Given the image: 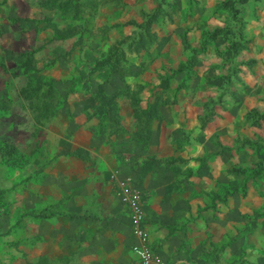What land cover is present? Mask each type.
<instances>
[{"label": "rangeland", "instance_id": "obj_1", "mask_svg": "<svg viewBox=\"0 0 264 264\" xmlns=\"http://www.w3.org/2000/svg\"><path fill=\"white\" fill-rule=\"evenodd\" d=\"M58 31L74 35L58 39ZM97 76L103 84L92 93L81 85ZM67 82V95L80 86L95 109L105 95L119 98V110L145 106L155 91L168 105L190 89L215 147L203 159L223 153L229 181L199 198L197 218L187 219L199 226L181 238L179 264H264V0H0V264H65L28 261L21 227L32 212L19 217L15 204L65 158L54 119L67 106Z\"/></svg>", "mask_w": 264, "mask_h": 264}, {"label": "crops", "instance_id": "obj_2", "mask_svg": "<svg viewBox=\"0 0 264 264\" xmlns=\"http://www.w3.org/2000/svg\"><path fill=\"white\" fill-rule=\"evenodd\" d=\"M103 79L97 76L81 85H91L92 93ZM72 84L65 83V111L53 118L61 124L65 158L46 165L29 189L18 193L19 217L25 218L27 210L46 216H31L30 226L22 225L29 235V249L23 253L29 262L46 255L65 259V264H138L131 251L135 237L129 216L114 196L115 183L128 179L144 198L153 249L168 263L183 262L181 238L199 226L198 219H187L197 218L199 198L218 193L229 181L223 153L203 159L215 147L210 134L199 128L197 97L187 89L169 97L167 105L165 95L147 93L142 109L156 98L161 105L143 143L133 136L130 105L120 104L113 121L105 109H95V96L80 86L67 95ZM107 86L111 84L105 82ZM113 97L120 102L105 95L107 100ZM208 211L201 212L204 218Z\"/></svg>", "mask_w": 264, "mask_h": 264}, {"label": "built area", "instance_id": "obj_3", "mask_svg": "<svg viewBox=\"0 0 264 264\" xmlns=\"http://www.w3.org/2000/svg\"><path fill=\"white\" fill-rule=\"evenodd\" d=\"M114 196L122 203L129 220L130 228L135 237L131 251L138 264H168L157 253L152 245L149 232L146 228L144 198L134 187L131 180H119L115 183Z\"/></svg>", "mask_w": 264, "mask_h": 264}, {"label": "trees", "instance_id": "obj_4", "mask_svg": "<svg viewBox=\"0 0 264 264\" xmlns=\"http://www.w3.org/2000/svg\"><path fill=\"white\" fill-rule=\"evenodd\" d=\"M50 9L52 8H55L54 5H51L49 6ZM63 10H65V8H63ZM153 17L155 18V16L153 15ZM154 18H149L145 24H143V28L144 29L143 31H146V34L149 35V28H150V25L153 24L154 22ZM65 31H61V32H57V34L55 35L56 38L58 39H66V38H70L72 37L74 34H65L64 33ZM220 30H216L215 32H213V37L216 35V34H220ZM149 37V40H151L150 36ZM148 40V41H149ZM195 52L193 51L192 54H194ZM109 58H107L106 62H108ZM196 60H194L193 58L189 59L188 60V63L189 65L195 63ZM105 62V63H106ZM187 68H184L183 66L179 67L178 68V71L181 72V71H184L186 70ZM115 100V97H113V99H110V100H107L104 98V105L103 106H100L98 109L101 110V109H105L107 113H109L111 115V119L113 121H115V116H116V112H117V109H113L112 107V101ZM160 101L158 98H156L153 102L149 103L147 105V107L145 109H142L139 104L136 102V103H132L131 104V107L133 109V116H134V122H135V126H136V129H135V132L133 133V136L134 138L139 141H142L143 143H146L150 137L149 135V128H150V124L151 122L153 121V119L157 116V112H158V108L160 106ZM228 194V193H226ZM225 194V195H226ZM230 195V194H228ZM31 216H36V217H42V218H46V216H44L43 214H35V215H31Z\"/></svg>", "mask_w": 264, "mask_h": 264}]
</instances>
